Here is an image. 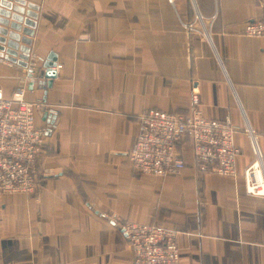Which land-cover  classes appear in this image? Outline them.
Returning a JSON list of instances; mask_svg holds the SVG:
<instances>
[{"label": "crops", "instance_id": "crops-1", "mask_svg": "<svg viewBox=\"0 0 264 264\" xmlns=\"http://www.w3.org/2000/svg\"><path fill=\"white\" fill-rule=\"evenodd\" d=\"M263 18L259 0H0V97L23 87L50 130L38 199L0 195V264H132L100 212L172 224L179 264H264V198L242 178L245 127L264 160V37L243 33ZM192 91L206 118L235 126L236 175L202 174L188 143L180 171L139 174V115H185Z\"/></svg>", "mask_w": 264, "mask_h": 264}, {"label": "built area", "instance_id": "built-area-1", "mask_svg": "<svg viewBox=\"0 0 264 264\" xmlns=\"http://www.w3.org/2000/svg\"><path fill=\"white\" fill-rule=\"evenodd\" d=\"M173 2L174 0H168ZM264 5V0H259ZM248 37H264V18L244 24ZM60 65L55 69L59 70ZM40 101L25 98L18 87L6 98L0 97V195L23 193L38 199L41 189L40 161L49 127L35 123ZM52 110L50 107L48 108ZM138 135L128 158L141 175L164 177L183 169L180 146L188 143L198 170L203 173L235 176L240 148L234 142L235 126L228 119H209L199 108V95L192 91L187 114L148 110L138 117ZM254 160L246 166L242 178L245 192L264 198V160L256 135L245 127ZM117 224L133 255L132 264H179V231L170 223H139L100 212Z\"/></svg>", "mask_w": 264, "mask_h": 264}, {"label": "water", "instance_id": "water-1", "mask_svg": "<svg viewBox=\"0 0 264 264\" xmlns=\"http://www.w3.org/2000/svg\"><path fill=\"white\" fill-rule=\"evenodd\" d=\"M51 56H49V60H47L44 64V68H46V70H43V72L41 74H45L48 77H53L55 75V71L49 69V67H54L56 64L55 56H52L53 58H50Z\"/></svg>", "mask_w": 264, "mask_h": 264}]
</instances>
